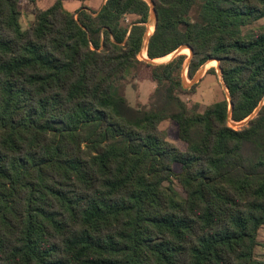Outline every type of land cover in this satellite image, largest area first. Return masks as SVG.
<instances>
[{"label": "trees", "instance_id": "1", "mask_svg": "<svg viewBox=\"0 0 264 264\" xmlns=\"http://www.w3.org/2000/svg\"><path fill=\"white\" fill-rule=\"evenodd\" d=\"M19 1L0 0V264H264V25L245 31L264 0H152L143 62L147 0H56L29 30ZM182 47L189 79L220 61L232 110L182 100L187 56L151 62ZM141 68L156 88L134 107L111 89Z\"/></svg>", "mask_w": 264, "mask_h": 264}, {"label": "rangeland", "instance_id": "2", "mask_svg": "<svg viewBox=\"0 0 264 264\" xmlns=\"http://www.w3.org/2000/svg\"><path fill=\"white\" fill-rule=\"evenodd\" d=\"M56 0H38L36 4L30 2L29 0H20L18 3L20 10V22L24 30H29L31 25L35 20V10L37 7L42 9H47L54 4ZM149 3L150 1L147 0ZM67 8L73 11V7H87L91 6L90 2H81L79 0H63ZM102 0H99V3ZM72 5V6H71ZM151 5V4H150ZM37 6V7H36ZM71 6V7H70ZM78 9L74 10L76 12ZM152 14V12H151ZM133 17H128L125 21L132 20ZM264 25V19L257 21L250 25L245 31H256ZM155 20L150 19L148 22L147 33L149 36L154 32ZM154 29V30H153ZM153 30V31H152ZM148 40L145 39L142 52L139 54V61H150L147 57H144V52L146 50ZM188 49V50H187ZM147 53V51H146ZM178 55H185L187 59L185 61V72H184V83L187 88H192L197 85L195 92H189L181 94V98L185 101L189 107L197 105L198 112L202 113L207 107L211 106L215 102L221 101L225 98L229 100L230 95L228 89L223 80V73L220 67V61L218 59L208 60L197 72L193 79L188 77V67L193 57V51L190 47L180 48L170 56L165 58L154 60V64L167 63L171 61ZM152 62V61H151ZM199 75V77H198ZM198 77V78H197ZM156 88V83L152 80L150 72L148 69H131L130 72L123 78L116 80L112 84V91L119 95H124L130 104L134 107H140L142 105H147L149 103V98ZM231 103V102H230ZM264 101L262 102V104ZM261 104V105H262ZM232 110V109H231ZM259 108L253 114V117L258 112ZM251 117V116H250ZM249 117V118H250ZM252 117V118H253ZM248 118V119H249ZM248 119L244 120L247 121ZM242 121V122H244ZM230 126L237 129L241 127L240 123H234L230 121ZM159 129L165 133L167 140L176 146L180 151H187V144L182 141L179 137L178 126L169 120L163 121L159 125ZM173 171L175 174H179L182 171V167L179 164L173 165ZM172 187L178 193L180 199L186 198V192L179 183V181L174 178L172 182ZM258 240L260 245L255 250V256L258 260L264 261V227L259 230Z\"/></svg>", "mask_w": 264, "mask_h": 264}, {"label": "water", "instance_id": "3", "mask_svg": "<svg viewBox=\"0 0 264 264\" xmlns=\"http://www.w3.org/2000/svg\"><path fill=\"white\" fill-rule=\"evenodd\" d=\"M149 1H150L151 6H152L151 20H155V23H156V21H157V15H156V10H155V6H154V2H153L152 0H149ZM154 28H155V26H154ZM152 34H153V33H152ZM152 34H151V35H152ZM151 35H150V36H151ZM150 36H149L148 33L145 34V39L148 40L147 45H146V51H147V48H148V43H149ZM182 48H184V47H182ZM152 62L155 63L154 61H152ZM198 77H199V75H198ZM198 77H197V78H198ZM229 101L231 102V98H229ZM232 106H233L232 103H230V110L232 109ZM259 109H260V108H259ZM252 117H253V115H252L247 121L241 122V125L243 126V125L247 124L248 121H249Z\"/></svg>", "mask_w": 264, "mask_h": 264}, {"label": "crops", "instance_id": "4", "mask_svg": "<svg viewBox=\"0 0 264 264\" xmlns=\"http://www.w3.org/2000/svg\"><path fill=\"white\" fill-rule=\"evenodd\" d=\"M63 1V0H62ZM90 1H92V3H91V6H87L88 8H91V9H93V10H95V11H98V10H100V8L102 7V5L104 4V1L102 0V2H100L99 3V0H90ZM90 1H86V2H90ZM64 3V2H63ZM64 6H65V8L67 9V10H69V11H71V12H73L74 10H76V9H78V7H73L74 9H73V11L72 10H70V9H68L67 8V6H66V4L64 3ZM72 6V5H71ZM70 6V7H71ZM154 30V29H153Z\"/></svg>", "mask_w": 264, "mask_h": 264}, {"label": "bare ground", "instance_id": "5", "mask_svg": "<svg viewBox=\"0 0 264 264\" xmlns=\"http://www.w3.org/2000/svg\"><path fill=\"white\" fill-rule=\"evenodd\" d=\"M153 31V30H152ZM188 50V49H187ZM144 57H147L148 58V55H147V53H146V50H145V52H144V55H143ZM157 61V60H156Z\"/></svg>", "mask_w": 264, "mask_h": 264}]
</instances>
